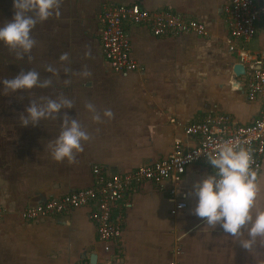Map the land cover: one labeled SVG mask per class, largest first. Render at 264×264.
<instances>
[{
  "label": "crops",
  "instance_id": "0c3cea01",
  "mask_svg": "<svg viewBox=\"0 0 264 264\" xmlns=\"http://www.w3.org/2000/svg\"><path fill=\"white\" fill-rule=\"evenodd\" d=\"M227 1L62 0L60 15L38 22L32 30L37 43L24 59L0 42V80L31 69L41 79H52L49 88L14 93H5L0 84V264H92V253L97 255L95 264H264V245L246 250L219 226L212 229L192 214L197 204L190 195L193 184L214 174L205 161L187 165L176 198L168 188L159 190L150 182L132 185L113 209L122 230L114 248L119 260L112 263L106 261L108 254L97 241L87 208L30 222L20 217L26 206L91 186L94 165L109 175L167 156L177 139L191 148L195 138L185 134L183 126L207 114L226 113L238 124L258 117L261 103L246 98V77L235 79L232 72L239 60L228 50L223 19ZM117 3L171 10L203 21L210 33L155 37L144 25L127 24L138 68L116 73L101 51L98 16ZM14 14L13 0H0V26ZM238 46L264 65V19L256 24L255 36ZM65 52L69 61L62 62L59 56ZM49 65L57 69L55 75L45 71ZM85 69L89 77L80 75ZM59 96L73 101L74 108L63 111L78 119L91 137L73 164L57 163L50 155L48 145L60 133L61 118L36 126H21L19 121L31 100ZM89 102L101 115L111 109L114 118L102 116V122H94L85 107ZM258 181L257 208H264V160ZM182 195L186 208L171 215L175 199Z\"/></svg>",
  "mask_w": 264,
  "mask_h": 264
},
{
  "label": "built area",
  "instance_id": "2783aa9c",
  "mask_svg": "<svg viewBox=\"0 0 264 264\" xmlns=\"http://www.w3.org/2000/svg\"><path fill=\"white\" fill-rule=\"evenodd\" d=\"M223 19L230 41L228 50L235 52L239 62L246 66V98L261 103L259 115L254 121L238 124L226 113L207 114L200 121L183 126L184 133L195 138L191 148H185L177 139L167 156L146 166L109 175L100 166L94 165L91 186L26 206L20 211L21 219L30 222L87 208L97 241L108 254L106 261L112 263L119 260L114 248L122 230L119 220L112 215L113 209L132 185L150 182L159 190L168 188L176 198L178 184L187 165L197 161L208 162L207 153L214 152L225 142L249 149L253 168L259 176L264 160V65L249 49L239 47L238 42L255 36L256 24L264 19V0H228L223 6ZM98 22L103 57L114 72L121 74L138 68L131 56L130 38L125 28L127 24L144 25L155 37L181 34L207 37L210 33L201 20L167 9L151 10L137 3H117L105 7L99 13ZM186 206L182 195L175 199L170 214L176 215ZM3 213L0 208V218Z\"/></svg>",
  "mask_w": 264,
  "mask_h": 264
},
{
  "label": "clouds",
  "instance_id": "9594fccd",
  "mask_svg": "<svg viewBox=\"0 0 264 264\" xmlns=\"http://www.w3.org/2000/svg\"><path fill=\"white\" fill-rule=\"evenodd\" d=\"M62 0H13L15 14L11 21L0 26V42L24 59L37 41L31 35L38 22H45L54 14L60 15ZM90 50L85 56H90ZM31 60V56L28 55ZM59 60L69 61V54L62 53ZM65 72L70 68H65ZM45 71L55 75L57 69L51 65ZM89 77L91 72L85 69L80 73ZM70 81H65L69 83ZM5 93L30 91L33 88H49L52 79H41L38 71H21L14 78L0 80ZM86 109L92 113L94 122H102V116L114 118L111 109H105L101 115L93 103H87ZM74 103L64 96L31 100L25 114L19 117L21 126H36L42 120L61 118V130L55 141L48 145L51 158L57 163L76 162L78 153L83 152V143L91 137L78 119L68 115ZM207 159L214 174L196 181L190 195L197 199L192 214L204 220L207 226L215 229L219 226L224 233L238 241L242 248L251 250L257 243L264 245V208H257V199L261 190L258 173L253 168V157L249 149L225 142L214 152L207 153Z\"/></svg>",
  "mask_w": 264,
  "mask_h": 264
},
{
  "label": "water",
  "instance_id": "95a60500",
  "mask_svg": "<svg viewBox=\"0 0 264 264\" xmlns=\"http://www.w3.org/2000/svg\"><path fill=\"white\" fill-rule=\"evenodd\" d=\"M246 66L241 63V62H236L233 66H232V72H233V75H234V78L237 79L238 77L242 76V75H245V72H246ZM237 82V81H236ZM234 82V87L237 85V83ZM89 259H90V262L92 264H95L96 262V259H97V255L92 253L90 254L89 256Z\"/></svg>",
  "mask_w": 264,
  "mask_h": 264
}]
</instances>
